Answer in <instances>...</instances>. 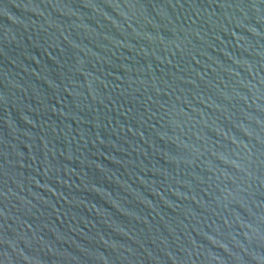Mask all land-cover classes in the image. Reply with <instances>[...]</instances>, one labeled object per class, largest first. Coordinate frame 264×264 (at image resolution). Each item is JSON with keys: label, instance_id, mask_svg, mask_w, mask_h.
Wrapping results in <instances>:
<instances>
[{"label": "water", "instance_id": "obj_1", "mask_svg": "<svg viewBox=\"0 0 264 264\" xmlns=\"http://www.w3.org/2000/svg\"><path fill=\"white\" fill-rule=\"evenodd\" d=\"M0 264H264V0H0Z\"/></svg>", "mask_w": 264, "mask_h": 264}]
</instances>
